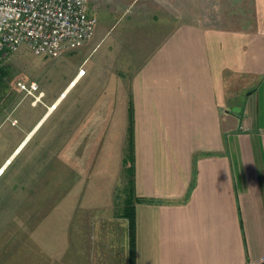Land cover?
<instances>
[{
	"label": "crops",
	"instance_id": "obj_1",
	"mask_svg": "<svg viewBox=\"0 0 264 264\" xmlns=\"http://www.w3.org/2000/svg\"><path fill=\"white\" fill-rule=\"evenodd\" d=\"M252 1L250 26L175 24L124 82L98 94L94 80L58 117L62 160L95 157L126 145L131 104L135 264L264 261V0Z\"/></svg>",
	"mask_w": 264,
	"mask_h": 264
},
{
	"label": "rangeland",
	"instance_id": "obj_2",
	"mask_svg": "<svg viewBox=\"0 0 264 264\" xmlns=\"http://www.w3.org/2000/svg\"><path fill=\"white\" fill-rule=\"evenodd\" d=\"M252 2L87 0L96 24L80 48L47 57L23 45L2 58L0 264L129 263L127 220L120 216L131 187L130 163H123L127 146H98L95 157L93 148L91 153L87 147L75 148L77 156L69 149L62 160L58 117L73 106L78 92L92 91L94 80L98 94L110 77L113 83L124 82L173 25L247 27L253 22ZM79 66L85 75L75 80ZM18 80L36 82L37 104L19 89ZM115 132V139L121 138ZM112 150L122 158L115 161ZM105 174L113 176L107 180ZM106 192L112 196L102 195L107 206L97 210L95 196Z\"/></svg>",
	"mask_w": 264,
	"mask_h": 264
},
{
	"label": "built area",
	"instance_id": "obj_3",
	"mask_svg": "<svg viewBox=\"0 0 264 264\" xmlns=\"http://www.w3.org/2000/svg\"><path fill=\"white\" fill-rule=\"evenodd\" d=\"M95 24L87 0H0V62L23 45L47 57L76 50L92 35ZM82 73L80 68L78 74ZM17 86L33 96V103L40 99L34 94L36 82L18 80Z\"/></svg>",
	"mask_w": 264,
	"mask_h": 264
},
{
	"label": "trees",
	"instance_id": "obj_4",
	"mask_svg": "<svg viewBox=\"0 0 264 264\" xmlns=\"http://www.w3.org/2000/svg\"><path fill=\"white\" fill-rule=\"evenodd\" d=\"M5 72L1 69L0 71V79L2 78V75ZM129 125H128V136H127V149L125 156L123 157V163L129 161L130 165L129 168L126 167L127 171H129L130 174V181H131V187L130 192L127 194L126 204L124 207V211L121 214V216H124L128 220V244H129V264H135V210H134V204L139 198H137L134 195V174H135V168H134V143H133V122H134V116H133V109L131 104L129 105ZM128 158V160H127ZM259 264H264V261L260 262Z\"/></svg>",
	"mask_w": 264,
	"mask_h": 264
},
{
	"label": "bare ground",
	"instance_id": "obj_5",
	"mask_svg": "<svg viewBox=\"0 0 264 264\" xmlns=\"http://www.w3.org/2000/svg\"><path fill=\"white\" fill-rule=\"evenodd\" d=\"M8 162V161H7Z\"/></svg>",
	"mask_w": 264,
	"mask_h": 264
}]
</instances>
